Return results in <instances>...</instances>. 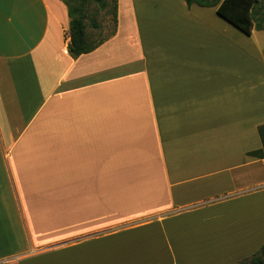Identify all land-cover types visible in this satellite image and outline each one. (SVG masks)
<instances>
[{
    "label": "crops",
    "instance_id": "1",
    "mask_svg": "<svg viewBox=\"0 0 264 264\" xmlns=\"http://www.w3.org/2000/svg\"><path fill=\"white\" fill-rule=\"evenodd\" d=\"M68 43L60 0H0V264L221 263L229 210L264 215V31L117 0Z\"/></svg>",
    "mask_w": 264,
    "mask_h": 264
},
{
    "label": "trees",
    "instance_id": "2",
    "mask_svg": "<svg viewBox=\"0 0 264 264\" xmlns=\"http://www.w3.org/2000/svg\"><path fill=\"white\" fill-rule=\"evenodd\" d=\"M67 8L69 18L68 54L76 59L95 50L107 39L114 36L117 26V0H60ZM188 7L196 5L202 8H215L217 15L238 29L244 35L253 30L264 31V0H184ZM96 4L97 10L105 11L111 16L112 31L108 37L94 41L88 32L86 21L88 10ZM91 20V21H90ZM91 29L99 26L90 19ZM237 264H264V244L250 258Z\"/></svg>",
    "mask_w": 264,
    "mask_h": 264
},
{
    "label": "rangeland",
    "instance_id": "3",
    "mask_svg": "<svg viewBox=\"0 0 264 264\" xmlns=\"http://www.w3.org/2000/svg\"><path fill=\"white\" fill-rule=\"evenodd\" d=\"M96 6V4L90 6L88 18L92 19L99 28L91 29L89 27L91 20L86 21L88 32L94 41L108 37L113 28L111 16L105 11L97 10ZM243 213L242 210L233 207L229 210V220H223L220 236L224 254L219 264H237L253 256L264 244L263 213L257 208L252 225H248V219Z\"/></svg>",
    "mask_w": 264,
    "mask_h": 264
}]
</instances>
